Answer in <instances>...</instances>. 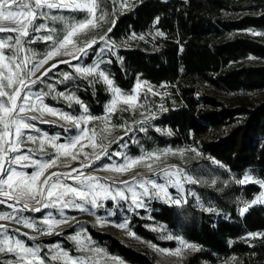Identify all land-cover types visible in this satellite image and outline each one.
I'll return each instance as SVG.
<instances>
[{"label": "trees", "instance_id": "16d2710c", "mask_svg": "<svg viewBox=\"0 0 264 264\" xmlns=\"http://www.w3.org/2000/svg\"><path fill=\"white\" fill-rule=\"evenodd\" d=\"M98 3L107 13L105 31L112 29L107 36L119 45L103 71L123 93L141 80L160 93V109L143 125L146 131L133 135L128 154L166 148H195L200 154L199 160L187 159V170L198 181L186 188L187 202L175 206L151 199L146 208L126 212L128 228L159 247L173 248L179 237L194 245L183 264H264V238L249 235L264 233V204L243 215L239 211L260 186L238 184L230 175L247 167L264 171V97L259 96L264 36L252 34L264 33V0H132L115 12L110 0ZM69 14L78 20L86 16ZM66 87L91 116L106 113L111 94L103 81L77 77ZM52 104L81 111V104ZM88 234L127 264H161L147 247L127 243L111 230L88 226ZM50 241L73 249L65 237Z\"/></svg>", "mask_w": 264, "mask_h": 264}, {"label": "snow or ice", "instance_id": "6c2138e0", "mask_svg": "<svg viewBox=\"0 0 264 264\" xmlns=\"http://www.w3.org/2000/svg\"><path fill=\"white\" fill-rule=\"evenodd\" d=\"M112 3L115 6L117 0H112ZM134 6V4L131 5V7ZM120 7L128 8L129 0H123ZM98 8V0H0V33L15 34L14 36L7 35L0 37V205H7L11 209V211H0V221H14L18 224H23L28 229H36L43 235H52L56 226L68 223L67 217L57 220L52 217L51 213H48L42 221V224L46 228H39L35 221L24 217L23 213L27 211L41 212L42 209L56 207L57 205L61 209L74 207L84 210V204H89L93 207L99 206L98 200L101 197L105 200L109 198L113 200L117 198L126 200L128 199L126 191L131 193V203L137 208L144 206L141 199L142 196L150 197L152 195L165 199L169 203L180 205L182 200L184 203L187 200L182 197L172 198L168 192V184L175 187L178 192H182L185 182L198 183L191 175L185 174L182 169L177 168L175 172L161 169L160 174L166 178L167 183H157L152 179L137 180L136 177H133L131 184L128 181L122 182L126 186V191L124 189H117L115 194H113L111 186L102 184L100 178L97 176L85 175L83 172H79L78 175L73 176L70 173L48 171L56 165L57 160L62 155L65 157L70 156L71 159H77L78 153H73L72 150L76 149L79 145L80 152L82 153L83 148L86 146L82 141L85 139L90 142L93 153H95L96 148L101 149L99 154L94 155L95 160H99L101 156L108 155L107 146L102 141L106 138L104 134L110 133L111 128L116 126L111 124V115L118 110L128 111L129 109H135L138 104V90L141 85L137 83L136 94H123L118 87L114 86V81L109 78V75L100 68V64L105 62L100 59L89 66L73 65L75 73L79 77L89 80V83L103 81L112 93V99L109 105H107L108 115L103 117V128L99 133L95 128L81 127L82 123L86 124L89 121L100 120L101 118L88 114L87 107L73 94L59 92L53 98L59 99L62 97L69 102V106H71V102L73 101L81 104L84 114L79 117H73L69 113L61 112L44 103V97L51 95L55 90L53 85H48L49 92L47 93H33L31 91L32 85L42 83L59 64L70 63L69 60H58L49 67H45L50 60L59 55H65L71 56L73 60L78 61L81 56H87L89 50H92L93 46L97 45L98 41L96 38L79 43L78 39L81 34H87L90 30L98 28L100 26L99 21H106L107 13H101L99 16L96 15ZM54 9L68 10L72 13L85 12L86 16L82 21L68 22L62 15H52L51 13ZM115 11L116 8L114 7L113 12ZM38 20L64 21L65 26L62 35L57 34L55 27H49L47 23H37ZM3 22L13 26L6 27ZM112 23L114 25L115 21ZM41 30L47 31L48 34L36 37L35 39L51 41L50 50L44 54L43 58L35 60V62H33L35 53L31 56H20L21 52L30 51L24 47L25 44L34 42L29 37ZM111 31L112 29L108 28L105 34L99 37V41H107V33ZM252 34L264 36V33L253 32ZM157 35L162 36L163 33L158 32ZM133 38H136L135 34ZM139 38L143 39L144 37L141 36ZM4 49H10L13 54L7 56ZM102 53L103 50H101ZM29 65L31 67H28ZM36 73H39V75H36ZM31 76H36V78L31 79ZM72 78L71 74H64V80ZM148 90L151 91V87ZM121 103L127 107L118 108V105ZM140 107H143V105H140ZM29 111H38L40 117L35 115L28 117ZM45 113L53 117H59L61 120L70 121L73 127L79 130L78 134L72 137L68 143H57L55 137L38 138L27 133L26 130L35 127L34 124L29 122V119L36 120L43 117ZM145 120H147V117H145ZM42 122L48 123L49 121L43 120ZM135 123L139 124L143 122ZM118 126L121 128L126 127L125 124ZM129 131H132V129L127 128L125 135ZM139 131H146V129L140 127ZM37 141H39V151L41 154L48 156V159H34L26 152L21 154L20 149L23 144L26 142L36 144ZM46 145H50L54 149L52 154L49 155L46 151ZM83 154L85 159L89 158L87 153ZM166 154V151L160 153L153 152L134 159L126 158L123 164L109 165L106 166V169L123 173L138 164L144 163V166L149 171H152V164L147 163V161L151 160L154 162L159 159L160 155ZM116 155H121V153H116ZM181 155H183V151H181ZM91 166V164H82L81 168ZM18 168H33L34 170L29 173L18 170ZM72 172H77V169L73 168ZM172 177H175V179H172ZM65 179L78 181L79 186L64 183ZM235 182L241 185L254 183L258 184L261 189H264V179H253L248 175ZM137 185L143 190L142 192L138 193L136 191ZM66 197H71V199H66ZM77 198L84 203H77ZM33 201L35 205L39 206H34L32 204ZM258 203L264 204V190L252 201L244 202V207L239 209L241 215L248 212L250 207ZM207 211L211 212L215 211V209L208 208ZM15 231L19 233V229ZM23 235L27 236L28 234L23 233ZM249 235L264 238V233ZM68 238L75 241L81 249L86 248L79 233ZM167 238L173 239L171 236ZM30 239H36V237L33 236ZM180 243L182 248H177L174 252L177 256L181 255L182 249L191 248L196 250L194 245L187 244L183 240ZM91 251L98 255L102 250L91 249ZM51 252V261H61L62 264H86V259L87 261H91V264H96V261L91 257L75 258L58 245H53ZM40 253L41 248L38 245L33 247L26 246L23 240L10 235L7 224L0 223V254L6 257L5 259H0V264H48L46 260L47 254L42 256Z\"/></svg>", "mask_w": 264, "mask_h": 264}, {"label": "rangeland", "instance_id": "374dc122", "mask_svg": "<svg viewBox=\"0 0 264 264\" xmlns=\"http://www.w3.org/2000/svg\"><path fill=\"white\" fill-rule=\"evenodd\" d=\"M110 1L112 8L115 7L117 11H123L124 9H126L120 7L123 0H117L115 6L113 5L112 0ZM131 1L132 0H129V4L131 3ZM100 8H104V7L101 4H99V8L96 13L97 16H99L101 13H105V11L103 12V10ZM51 14L62 15L66 18L68 22L84 20V19L78 20L76 17L69 14L68 10L54 9L52 10ZM3 23L4 26L6 27L13 26L6 22ZM37 23H47L49 27H55L57 29V34H61V35L63 33V29L65 26V22L59 20L58 21L38 20ZM99 24L100 26L98 28L92 29L87 34H81L79 36L78 43L92 38H96L98 41L97 45H94L93 49L89 50L87 56H81L80 60L78 61L73 60L71 56H65V55H59L53 58L48 62V64L45 65V67H49L51 64L56 63L58 60H69L70 63L59 64L57 68L53 69L49 73V75L43 80L42 83H38L36 85L31 86V91L33 93H41V92L47 93L49 92L48 85L51 84L54 86L55 90L52 92V94L44 97V103L47 104L48 106L56 108L61 112L69 113L73 117H79L84 114L82 107H81V111L78 114H75L68 110H65L63 106L53 105L52 102H54L55 104H65L69 106V102L66 101L64 98L61 97L59 99H54L53 97H55L59 92H64L65 94H73L75 96V93H73L71 89H69V87H66V84L68 83L69 80H64V74L66 73L71 74L73 78L79 77L78 74L75 73V69L73 65L80 64L82 66H89V65H93L94 62H96L98 59L107 62L109 61L111 56H115L117 54L119 45L113 42L110 38H108L107 41H99V37L103 36L106 32L103 21H99ZM246 33L248 35L251 34L250 31H246ZM47 34L48 33L45 30H41L40 32L33 33L29 37V39L33 40L34 42L27 43L24 45L25 49H28L30 51L21 52L20 56H24V55L31 56L33 53H35V58L33 62H35V60H39L43 58L44 54L48 50H50L51 41H43L35 38ZM7 35L14 36L15 34L0 33V37H4ZM101 50H103L102 54H101ZM4 52L7 56H11L13 54L10 49H4ZM102 64H100L101 69H102ZM28 67H31V65H29ZM36 75H39V73H36ZM30 78L35 79L36 76H31ZM61 81L63 82L61 83ZM137 83L141 85L140 89L138 90L139 100L137 107L135 109H129L128 111L118 110L110 117L111 124L116 126L111 128L110 133L104 134L106 138L103 139L102 141L103 144L107 146V152L109 153L108 155L101 156L99 160H95L94 155L99 154L101 149L96 148L95 153H93V148L91 147L90 142L87 139H85L84 141H82V143L86 145L83 148L82 153L80 152L79 145L77 146L76 149L72 150L73 153H78L77 159H71L70 156L65 157L62 155L57 160L56 165L51 169H49L48 171L49 172L55 171L58 173H70L73 176L78 175L79 172H83L85 175L97 176L100 178V182L102 184L111 186L113 194H115V191L117 189H124L126 191V186L122 182L128 181L129 184H131L133 177H136L137 180L152 179L155 180L157 183H167L166 178L162 174H160L161 169L175 172L176 169L179 168L184 170L185 174L191 175V173L187 170V166L191 163L187 162V159L189 157L195 158V161L200 159V157L198 158L200 154L198 150L195 148H191L188 150H174V149L166 148L161 150L160 152L166 151L167 154L160 155L159 159L155 160L154 162L151 160L147 161V163L152 164V169H153L152 171H149V169L144 166V163L138 164L137 166L123 173H117L115 171L106 169V166L109 165L123 164L126 158L134 159L142 155H146L148 153H153V152H145L140 156H131L130 154H128L127 151L128 144L131 143V140L133 139V135L136 134L139 128L143 127L146 121L152 118L160 109V105L158 104V100L160 96L159 91L146 81L141 80L138 81ZM136 85L134 86V88L130 93H123L122 91L121 92L123 94H136L137 93ZM149 87H151V91L148 90ZM110 94L112 99V93L110 92ZM256 96H258V94ZM259 96L264 97V93H260ZM75 104H77L75 103V101L71 102V107H73ZM140 105H143V107H140ZM121 107H127V106L121 103L120 105H118V108ZM32 115L40 117V113L38 111L36 112L29 111L28 117H31ZM106 115H108L107 110L105 114L99 116V118H101L100 120L89 121L86 124L82 123L81 127H87L89 129L95 128V130L99 133L103 128L102 119ZM145 117H147V120H145ZM43 120H47L49 122L48 123L42 122ZM29 122L34 124L35 127L26 130L27 133H30L32 136L38 138L55 137L57 143H68L70 139L76 136L79 132L78 129L73 127L70 121L61 120L59 119V117H53L48 113H45L43 117L38 118L36 120L29 119ZM135 122H143V123L138 124ZM120 124H125L126 127L121 128L118 126ZM127 128H131L132 131H129L127 135H125V131ZM121 137L123 139H119ZM38 144L39 141H37L36 144H33L31 142H26L21 146L20 149L21 154L26 152L34 159H48V156L41 154V152L38 149ZM46 151L50 155L54 152V149H52L50 145H46ZM181 151H183V155H181ZM160 152H156V153H160ZM83 153H87L89 158L85 159ZM116 153H121V155H116ZM208 158L209 157H206V159ZM82 164H91L92 166L81 168ZM73 168L77 169V172H72ZM18 170L31 173L34 169L18 168ZM230 175L231 178H234L236 180H240L246 175L251 176L253 179H264V171L254 167H247L242 171L236 173H230ZM191 176L195 179L193 175ZM172 179H175V177H172ZM63 182L67 184H71L73 186H79V182L75 180L65 179ZM190 184L192 183L185 182L183 184L182 192H178L175 187H173L171 184H168V192L172 198L182 197L185 199V190ZM262 190L264 189L260 188V192ZM136 191L140 193L143 190L140 189L137 185ZM126 196L128 197V199L126 200L119 198H117L116 200H113L111 198L105 200L103 199V197H101L100 200H98L99 206L93 207L89 204H84V210H80L74 207L61 209L60 206L57 205L56 207H49L47 209H42L41 212L27 211L23 213L24 217H27L31 221H35L39 228H46V226L42 224V221L48 215V213H51L52 217L57 220L67 217L68 223H64L56 226L54 229V234L52 235H43L41 234V232L37 231L36 229H28L23 224H18L14 221H0V223L7 224L10 235L13 236L14 238L23 240L26 246L33 247L38 245L41 248L40 254L42 256H45V254H47L46 260L48 261V264H62L61 261H51L50 259L52 254L51 247L53 245H58L63 250L67 251L69 255L75 258L91 257L94 261H96V264H127L124 261L112 255H109L108 253H106V251L103 248L97 246L95 242L92 241L89 237L88 226H92L99 230H111L115 232L123 241L127 243L147 247L148 250L155 255L157 261L161 264H183V260L185 256L190 251H192V249L191 248L182 249V253L180 256L174 254L177 248H182L180 241L183 239L181 237H179L177 245L173 248L159 247L157 245H152L150 243L138 239L133 234V232L128 228L127 221L124 219L126 212H133L140 208H146L147 202L154 198H158L170 205H175V204L169 203L165 199H162L155 195H152L150 197L142 196L141 199L144 206L137 208L131 203V193L126 191ZM66 199H71V197H66ZM76 202L84 203L82 201H79L78 198L76 199ZM183 203L184 202L182 200V203L180 205H175V206H181ZM32 204L34 206H39V205H35L34 201L32 202ZM0 211H11V209H9L7 205H0ZM121 225H123V227H121ZM16 229H19V233L15 231ZM23 233H27L28 235L24 236ZM77 233L80 234L81 240L86 245V248L81 249L80 246L75 241L70 240L68 238L69 236H75ZM33 236L36 237V239H30V237ZM59 237L67 238L73 245V249L69 250L65 248L60 241H50L53 238H59ZM91 249H100L102 251L100 254L96 255L91 251ZM5 258L6 257H4L3 254H0V259H5ZM86 264H91V261H87L86 259Z\"/></svg>", "mask_w": 264, "mask_h": 264}]
</instances>
